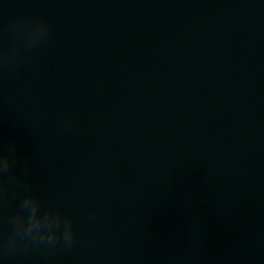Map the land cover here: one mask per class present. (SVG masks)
Listing matches in <instances>:
<instances>
[{
	"label": "water",
	"instance_id": "95a60500",
	"mask_svg": "<svg viewBox=\"0 0 264 264\" xmlns=\"http://www.w3.org/2000/svg\"><path fill=\"white\" fill-rule=\"evenodd\" d=\"M5 56L0 264H264V0H0Z\"/></svg>",
	"mask_w": 264,
	"mask_h": 264
},
{
	"label": "clouds",
	"instance_id": "9594fccd",
	"mask_svg": "<svg viewBox=\"0 0 264 264\" xmlns=\"http://www.w3.org/2000/svg\"><path fill=\"white\" fill-rule=\"evenodd\" d=\"M13 58L5 56L0 58V65H7L12 61ZM13 151L14 147L10 148L8 151L0 152V177L7 174L13 163ZM75 238V234L73 233H65L62 236H49L46 240H42V244H47L50 246H54L61 239L66 245H71Z\"/></svg>",
	"mask_w": 264,
	"mask_h": 264
}]
</instances>
